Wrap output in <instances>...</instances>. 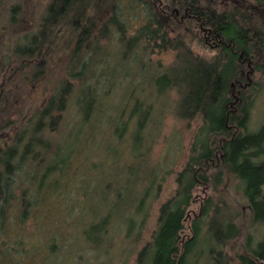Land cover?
Returning a JSON list of instances; mask_svg holds the SVG:
<instances>
[{"label": "trees", "instance_id": "16d2710c", "mask_svg": "<svg viewBox=\"0 0 264 264\" xmlns=\"http://www.w3.org/2000/svg\"><path fill=\"white\" fill-rule=\"evenodd\" d=\"M245 1L264 6V0ZM93 5L94 0H50L34 29L11 47L20 60H33V70L41 73L37 60L52 51L65 25L75 34L64 81L0 144V264H34L29 262L35 255L44 264L70 259L68 222L52 210L65 201L72 209L76 197L67 196L66 182L78 146L111 145L108 153H120L124 108L105 98L118 78L129 87L140 82L143 71V81L159 94L176 93L174 116L196 120L200 126L136 263L197 264L200 254L203 264L264 263V123L254 130L249 127L251 101L261 86L254 75L264 73V29L244 8L217 0H111L109 13L100 21L91 15ZM21 10L17 3L8 7L9 25L17 23ZM102 40L106 44L101 47ZM112 42L116 48L109 51ZM154 52L172 55L160 72V63L158 69L149 63ZM116 62L114 70L110 65ZM136 99L130 97L134 112H139L131 135L134 154L144 147L141 122L150 114ZM70 104L78 116L73 127L65 121ZM102 129L108 138H102ZM143 154L131 155L129 163L111 167L108 175L93 176L97 182L87 191L88 219L104 208L107 217L81 223L90 244L100 243L96 236L101 230L106 233L110 219L122 218V227L131 232L135 213L138 225H143L146 200L158 198L161 189L159 183L151 195L148 187L156 169ZM133 168L137 171L132 175ZM225 174L237 180L251 212L250 225L261 229L257 242L252 243L249 234L233 255L226 249L239 237L240 228L224 212V201L208 193L221 185ZM31 226L35 232L27 230ZM42 235L45 240L40 242Z\"/></svg>", "mask_w": 264, "mask_h": 264}, {"label": "rangeland", "instance_id": "374dc122", "mask_svg": "<svg viewBox=\"0 0 264 264\" xmlns=\"http://www.w3.org/2000/svg\"><path fill=\"white\" fill-rule=\"evenodd\" d=\"M49 1L0 0V144L4 143L3 139L5 137H10L21 126L26 117L31 115L35 109L40 108L53 93L55 87L66 78L65 68L75 40L74 32L70 28L68 29L67 25H65L66 28L62 32L64 35L52 43V51L49 50L48 52L46 50L37 60L39 65H35L43 69L41 73L33 70L35 69L33 60H20L11 50L12 45L19 40L24 32L34 29L36 22L44 13ZM217 1L224 5L228 3L244 8L260 27L264 29V6H257L245 0ZM110 2L111 0H94L93 8L95 10L93 9L92 17L98 21L103 20L109 13ZM14 3L20 4L22 10L18 16L17 23L9 25L8 7ZM138 23H141L139 19ZM131 33H127L126 37H129ZM105 44V40H102L100 43L101 47L105 46ZM110 45L109 51L116 48L114 42ZM195 50L199 53H204V51H200V48H195ZM171 60L172 55L169 52H162L160 54L154 52L149 57V63H152L154 69H158V64L160 63L161 67L158 72L166 67ZM144 61L145 57H142V62ZM117 64L116 62L110 65V67L113 68L115 66L114 70H117ZM145 72L141 73L142 80L140 79V82L137 83L135 81V84H131L129 87L124 81L120 80L122 77L118 78L113 88H110L107 93L106 96L108 98H105L107 99L105 102L110 101L118 105L117 108H124L122 112L124 120L123 137L121 136L119 139V141L123 140L119 145L120 153L113 157L112 153H108L109 150L113 149V146L105 145L104 149L103 146L98 147L86 144L88 142H85L78 146L75 158L68 169V175L72 171L73 175L72 177L67 175L66 183H69V186L66 193L68 197H70V194L73 195H71L72 198L76 197L72 204V209L69 210L68 207L70 205L68 202L63 201L64 204L58 205L52 210L58 218L66 217V222H68L65 234L68 235L67 241L72 243L73 250L70 254V259H67L65 264H137L136 258L139 249L155 228L158 207L175 187V172L186 161L190 145L195 135L198 134L200 122L196 120H182L174 116L177 102L176 93L172 90L159 94L153 90V85L147 79L143 81ZM254 79L261 86L260 90L255 93V98L251 101L252 104L249 108V127L251 130L258 128L260 124L264 123V73L255 74ZM131 96H135L137 98L136 101L144 109L149 108L150 110L148 117H144L143 122H141V135L143 137L141 143L144 147L142 146L138 151H135V154L131 149V135L134 131V125L136 126L139 112L138 114L134 112L132 108L134 103L130 100ZM120 100L122 102L119 105ZM124 101L126 103L122 105ZM131 111L132 113L134 112L133 116H130ZM77 119L76 109L70 104L65 112L67 127L75 126ZM112 129L115 131V127H112ZM100 132L102 133V138H108L103 129ZM97 136L99 137V131ZM140 153H144L143 155L149 164L155 166L156 176L148 188L151 189V195H153L157 185L160 183L159 197L154 200L152 198L146 200L147 206L145 205V208H148L147 216L142 226L138 225L140 217H137L135 213L134 218L136 220H134V226L136 227L131 232H127L125 226L122 227V218L120 221H111L109 218L110 221L106 225V233H104V230H101V233L96 236L100 238V243L90 244V239L84 236L83 225L81 223L89 220V213L87 211L91 203L88 201L90 199L86 197L88 196L87 191L91 190L92 186L97 182L93 183V176L98 175L99 177H103L108 175L111 167L115 166L119 169L121 166L129 163L131 155H140ZM82 159L88 161L81 163ZM76 165L77 167L75 168L74 166ZM136 171V168H133L130 172L133 175ZM83 178L85 182H81ZM236 185L237 180L232 175L225 174L221 185L217 189H212L208 192L213 196L215 201L221 199L224 201L220 202L222 207L226 206L224 212L240 228L241 233L239 237L231 241V244L226 249L229 255L241 251L244 239L249 234L252 237V243L257 242L261 236L260 227L258 225H250V209L246 199L237 190ZM81 186L86 189L78 191ZM105 212L104 208L98 217H107ZM98 217L96 216L94 219L92 218V221H89H97ZM39 221V225H41L44 220L40 219ZM27 230L35 232L36 229L31 226ZM42 238L43 235L40 242L45 240V237L44 239ZM59 238H61L60 235ZM39 257V255H35L30 259L29 263L44 264L43 259H39ZM197 259H199L197 264H203L201 254Z\"/></svg>", "mask_w": 264, "mask_h": 264}]
</instances>
